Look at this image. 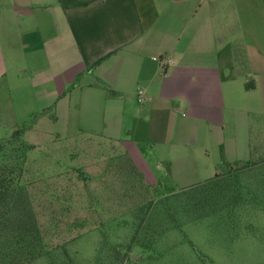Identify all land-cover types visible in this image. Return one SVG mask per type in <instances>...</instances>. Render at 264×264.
I'll return each instance as SVG.
<instances>
[{"label": "rangeland", "instance_id": "374dc122", "mask_svg": "<svg viewBox=\"0 0 264 264\" xmlns=\"http://www.w3.org/2000/svg\"><path fill=\"white\" fill-rule=\"evenodd\" d=\"M33 66L21 58L0 70V137L24 124L30 145L6 160L21 165L14 205L30 202L42 238L41 253L22 264H264V118L247 119L249 141L246 119L205 124L203 140V122L191 119L199 138L187 147L199 172L185 175L170 170L165 143L127 147L100 136L103 119H56L54 107L39 118L20 90ZM229 128L235 154L221 159L212 133L227 137ZM198 176L207 179L192 183ZM10 217L13 229L19 218L24 226L18 205Z\"/></svg>", "mask_w": 264, "mask_h": 264}, {"label": "crops", "instance_id": "0c3cea01", "mask_svg": "<svg viewBox=\"0 0 264 264\" xmlns=\"http://www.w3.org/2000/svg\"><path fill=\"white\" fill-rule=\"evenodd\" d=\"M21 58L34 62L20 90L39 118L54 107L56 119H103L100 136L127 147L165 143L185 175L199 172L191 119L201 140L205 124L246 119L249 141L247 119L264 118V0H0V70ZM211 139L221 159L235 154L233 128Z\"/></svg>", "mask_w": 264, "mask_h": 264}, {"label": "trees", "instance_id": "16d2710c", "mask_svg": "<svg viewBox=\"0 0 264 264\" xmlns=\"http://www.w3.org/2000/svg\"><path fill=\"white\" fill-rule=\"evenodd\" d=\"M23 125L14 128L9 136L0 137V264H22L28 262L30 258L40 254L42 248L38 220L31 209L29 201L24 203L16 202V206L20 207L24 226L20 218V221L16 222V224L18 223L17 230L10 226L11 213L16 209L13 197L20 196L23 190L15 183L19 175V172L16 173V169L21 167V165L17 166L16 163L7 164L6 160L14 155L16 156L13 160L20 159L21 153L30 146L23 141ZM11 151H14V154H11ZM217 174L218 172L214 174V178ZM12 231L13 234H17L15 235V243L11 240Z\"/></svg>", "mask_w": 264, "mask_h": 264}]
</instances>
